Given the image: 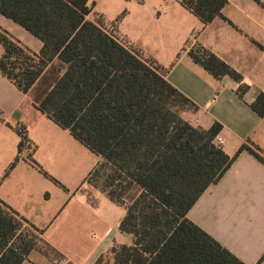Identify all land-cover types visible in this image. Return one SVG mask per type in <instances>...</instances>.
Masks as SVG:
<instances>
[{
	"label": "trees",
	"instance_id": "trees-1",
	"mask_svg": "<svg viewBox=\"0 0 264 264\" xmlns=\"http://www.w3.org/2000/svg\"><path fill=\"white\" fill-rule=\"evenodd\" d=\"M182 3L207 25L228 0ZM91 12L88 0H0V14L43 42L36 52L0 25V73L100 157L87 181L126 209L119 228L133 236L132 244L114 246L95 264H247L188 212L242 151L263 163L264 155L247 143L229 155L214 142L221 123L206 129L184 119L182 110L198 107L167 80L172 65L118 38L112 27L123 13L106 23L89 19ZM188 53L213 76L242 82L207 48L191 46ZM247 89L241 84L239 95ZM251 107L264 116V92ZM42 232L0 200V264H24L34 250L62 259Z\"/></svg>",
	"mask_w": 264,
	"mask_h": 264
},
{
	"label": "crops",
	"instance_id": "crops-1",
	"mask_svg": "<svg viewBox=\"0 0 264 264\" xmlns=\"http://www.w3.org/2000/svg\"><path fill=\"white\" fill-rule=\"evenodd\" d=\"M148 1L88 0L92 7L88 18L109 23L123 13L112 27L118 38L142 56L165 67L172 65L167 80L197 105V109L182 110L183 118L206 129L221 123L222 148L229 155L244 143L264 155V116L251 107L257 94L264 92V66L254 57L249 58L235 42L223 41L220 33L215 36L216 46L204 39L195 43L186 32L178 44L169 49L160 47L156 35L162 28L169 27L172 32L179 27L186 10L191 11L182 3V11L175 15L163 6L162 0ZM229 5L228 1L221 16L202 24L205 28L220 24L225 31L232 26L247 38ZM0 25L32 50L39 52L42 48L40 39L2 14ZM254 41L264 50L263 44ZM197 43L242 74V82L228 75L217 78L194 61L188 49ZM186 45L188 49L182 51ZM2 53L0 44V57ZM241 84L248 85L242 96ZM16 123L28 127L33 147L28 156L19 148ZM16 157L18 161L5 175ZM99 160L68 129L38 110L30 94L23 93L0 73V200L43 230L42 239L63 255L60 260H52L34 250L24 264H35L31 257L36 254L42 264H95L114 246L132 244L133 236L119 228L125 207L112 202L87 181ZM84 190L100 195V201L96 199L97 204H93ZM188 217L245 263L264 264V258L260 261L264 255V163L242 151L220 181L201 195Z\"/></svg>",
	"mask_w": 264,
	"mask_h": 264
},
{
	"label": "rangeland",
	"instance_id": "rangeland-1",
	"mask_svg": "<svg viewBox=\"0 0 264 264\" xmlns=\"http://www.w3.org/2000/svg\"><path fill=\"white\" fill-rule=\"evenodd\" d=\"M153 1L155 0H149L148 2L153 3ZM162 1L163 6H167L168 9H171L174 12L173 14L179 15L180 11H182V0ZM228 1L230 3L229 11L232 15L235 16L237 24L240 26L241 30L248 34L247 38H245V35L241 36L240 34H237V32L234 31L236 29L232 26H229V31H225L222 25L216 23L212 24V26L205 28L198 16L186 10L185 16L183 17L182 21L178 24L179 27L174 28L172 32L170 31L169 27L162 28L163 31L159 35H156V37L159 39V46L169 49L170 46L172 47V45L178 44L182 37H184L187 33V36L192 37L195 43L198 40L204 39L207 40L209 44L216 46L215 36L217 33H220L223 41L235 42L236 47H241L249 58L253 59L252 57H254L253 60H259L260 64L264 66V50L259 44L254 41L257 40L264 45V0ZM148 5L149 4H146V7H148ZM212 36H214V38H212ZM198 45L200 46L199 43L194 44L192 46L196 48L198 47ZM96 189L101 191L98 188ZM85 192L88 193L89 200L93 204H97V200L100 201V195H96L91 191L88 192L87 190ZM101 192L103 193V191ZM39 259L40 257L38 254L31 257V261L33 263L42 264Z\"/></svg>",
	"mask_w": 264,
	"mask_h": 264
},
{
	"label": "built area",
	"instance_id": "built-area-1",
	"mask_svg": "<svg viewBox=\"0 0 264 264\" xmlns=\"http://www.w3.org/2000/svg\"><path fill=\"white\" fill-rule=\"evenodd\" d=\"M15 131L18 133V135L20 136V141H22L23 143V152L26 156L30 155L33 147H32V143L30 142V140L28 139V127L23 124V123H16V125L14 126ZM215 144L219 147H222L223 143H224V139L222 136L218 135L215 140H214Z\"/></svg>",
	"mask_w": 264,
	"mask_h": 264
}]
</instances>
